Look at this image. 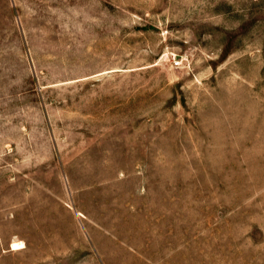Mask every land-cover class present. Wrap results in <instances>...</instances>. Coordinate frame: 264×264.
Returning <instances> with one entry per match:
<instances>
[{
	"label": "rangeland",
	"instance_id": "1",
	"mask_svg": "<svg viewBox=\"0 0 264 264\" xmlns=\"http://www.w3.org/2000/svg\"><path fill=\"white\" fill-rule=\"evenodd\" d=\"M0 264H264V0H0Z\"/></svg>",
	"mask_w": 264,
	"mask_h": 264
},
{
	"label": "bare ground",
	"instance_id": "2",
	"mask_svg": "<svg viewBox=\"0 0 264 264\" xmlns=\"http://www.w3.org/2000/svg\"><path fill=\"white\" fill-rule=\"evenodd\" d=\"M19 248H21V244L19 243L14 244V249H19Z\"/></svg>",
	"mask_w": 264,
	"mask_h": 264
},
{
	"label": "built area",
	"instance_id": "3",
	"mask_svg": "<svg viewBox=\"0 0 264 264\" xmlns=\"http://www.w3.org/2000/svg\"><path fill=\"white\" fill-rule=\"evenodd\" d=\"M180 64V62H176V65L178 66Z\"/></svg>",
	"mask_w": 264,
	"mask_h": 264
}]
</instances>
